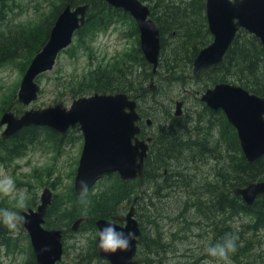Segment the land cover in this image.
Wrapping results in <instances>:
<instances>
[{"label": "rangeland", "instance_id": "1", "mask_svg": "<svg viewBox=\"0 0 264 264\" xmlns=\"http://www.w3.org/2000/svg\"><path fill=\"white\" fill-rule=\"evenodd\" d=\"M140 1L151 7L156 2L159 6H163L169 0ZM182 1L185 0H179V3ZM36 2L12 0V3H8L6 13L3 14L0 9V32L5 36H9L12 32V36H16L20 31L21 37L26 33L27 35L20 40H27L31 50L35 49L44 34L47 19L45 17L49 12L46 0H38L37 6L34 7ZM54 3L58 4V0H50L51 5ZM105 12L114 13L110 10ZM131 24L136 29L134 22L116 16L106 27L86 28L76 33L71 43L57 54L53 67L35 78L39 87L37 97L27 105H22L17 101L16 90L24 72L28 52L26 50L25 56L23 51H14L19 46L12 44L11 39L5 38L0 46V52L6 57V62L0 64V115L4 111H9L19 116L24 110L44 108L48 105L67 108L74 97L89 95L93 92L103 93L93 89L94 80L91 77L89 80V73L100 67H110L124 53H132L134 47L139 46L137 30L134 33ZM189 30H192L191 27ZM178 38L175 32L171 35H163L159 65L153 75L147 66L137 67L138 63H132L133 72L129 78L139 81L146 92L144 98L138 99L140 109L153 119L151 127H145L142 124V128L153 137L161 132L173 134L177 129L182 132L185 126L193 125L195 118L203 119L205 114V106L198 97L205 88L212 86L209 82L207 84L204 82L209 81L215 73L212 70H206L194 78L191 66H187L190 64L183 62L190 47L187 43L183 46L181 44L183 40L173 45L172 43ZM202 39L201 41L205 42L199 48L207 45L212 37L208 34ZM198 44L201 43L198 42ZM173 53H176L178 57L172 58ZM117 62H121L120 59ZM164 62L170 66L173 65L174 71H183H176L172 76H168L163 68ZM258 69L264 74V65H258ZM122 71L124 72L123 69ZM256 75V81L259 84L263 83L264 78L260 77L257 72ZM174 76L180 77V81H174L172 78ZM235 79V76L231 75L224 82L238 85ZM150 80L155 85L152 92L146 89ZM248 81L255 83L251 77ZM135 92H128V94L134 96ZM175 100L182 101L179 118L172 117ZM167 111L170 114L168 119L165 115ZM33 127L34 129L17 135L16 139L20 140L19 144H24L23 149L14 148L20 151L17 156H6V151H10L14 145L11 139H8L9 137L2 139L7 144V150L5 152L0 150V172L11 176L15 182L17 194L26 190V208L34 209L39 202L41 191L45 187L50 190L52 202L47 209L45 220V223L47 224L46 221H48L49 224H43V227L58 228L62 231V255L56 264H108L96 253L94 219L86 217L87 219L80 223L76 231L70 230L73 220L78 215H84L76 209L86 206L80 203V194L73 191V178L82 147V137L78 126H73L67 134L63 135V139L60 134L50 128ZM2 129L3 126H0V132ZM200 133L205 134L206 137V126L201 129ZM158 163L162 164L160 160ZM166 165L172 167L170 169L173 172L181 169L184 174L191 177L192 181L188 183V186H180L176 182L175 186L163 187L171 184L172 181L167 178L168 182L161 185L164 180L156 177L154 173H151L149 178H146L144 174L139 183L128 182L126 189L132 190V194L131 196L128 194L125 201L117 204L118 207L120 206L118 213H125L135 200L134 214L140 229L141 240L137 243L134 260L138 264H144V262L147 264H203V261L212 259L206 255L208 245L217 243L225 236L226 226L230 225L232 229L238 231L237 226L249 221L250 217L243 213L231 217L219 213L212 216L211 210L204 209V205H199V200L202 204H207L208 201H203L204 194H200L196 190L197 187L207 182L211 189L213 183L218 181L213 175L220 168L225 167L226 169L222 162L214 164L211 152L205 154L203 158L200 157L198 161H190L189 158L168 159ZM181 178L188 179L183 174ZM115 179L119 180L115 173L99 177L88 187L85 199H91L92 196L96 199L97 195L106 187L108 189ZM156 187H159V190L154 194ZM191 191L197 193L193 196ZM193 201V206L185 207V204H193ZM15 203L16 200L12 197L0 195V209L18 213L26 210V208L23 210L15 208ZM68 208L71 210L68 211ZM212 222L218 227H211ZM0 224L4 226L3 223ZM3 231L6 244H0V264H23L28 255L32 253L26 231L19 225L15 233L6 226L3 227ZM86 233L88 234L87 242L82 245L79 240ZM153 237L157 238L155 240L157 244L150 240ZM258 239L255 251L264 255V227L259 231ZM231 261L232 264H236L235 260Z\"/></svg>", "mask_w": 264, "mask_h": 264}, {"label": "water", "instance_id": "2", "mask_svg": "<svg viewBox=\"0 0 264 264\" xmlns=\"http://www.w3.org/2000/svg\"><path fill=\"white\" fill-rule=\"evenodd\" d=\"M103 1L128 13L134 20L142 58L151 65V72L154 73L160 47L159 29L149 18L148 7L139 0ZM87 6L84 3L71 8L66 4L56 15L46 41L33 55L20 79L16 99L22 105L35 100L38 91L35 77L50 70L57 53L70 44L73 32L84 24ZM204 10L207 31L212 39L193 57V75L222 61L238 29L254 35L264 49V0H204ZM148 87L150 90L154 88L152 83ZM199 100L209 109L223 113L234 128L242 155L249 165L264 155V97L250 93L239 85L217 82L205 88L200 93ZM181 105V100L175 101L174 116L181 114ZM135 109V99L124 92H94L73 98L68 108L48 105L24 110L20 116H14L9 111L3 112L0 125L5 127L0 137L13 135L30 125H44L64 133L77 124L83 138L73 178V191L78 193L81 191L82 179L87 181L89 187L100 176L113 172L123 181L141 177L149 138L144 141L137 137L139 115ZM147 123L150 121L147 120ZM232 193L239 196L246 205H250L258 195L264 193V181H252L244 186L234 187ZM50 199L51 192L45 187L36 208L20 212V215L28 219V223L21 227L29 237L35 264H55L61 259V230L42 227L43 215ZM83 220L82 217L75 219L70 229L76 230ZM108 223L114 224L118 231L125 234L133 232L135 238L128 251L106 254L98 251L96 234L97 256L108 264H138L134 255L140 230L133 218V208L129 207L125 214L96 219L94 225L97 233Z\"/></svg>", "mask_w": 264, "mask_h": 264}, {"label": "trees", "instance_id": "3", "mask_svg": "<svg viewBox=\"0 0 264 264\" xmlns=\"http://www.w3.org/2000/svg\"><path fill=\"white\" fill-rule=\"evenodd\" d=\"M31 1L38 2V0ZM46 1L49 5V12L45 17V19L47 18L45 31L34 50L30 49L27 40H20V38L27 35L26 33L21 37L20 31L16 36H12V32L9 36H5L0 32V46L4 43L5 38H7L11 39L12 44L15 46H19L15 48L14 51H23V54L26 56L27 50L28 55L25 58V66L45 41L48 29L52 24L54 17L58 13L60 6L63 4L65 5V3H70L71 5L81 3L88 4L84 26L77 32V34L86 28L95 29L106 27L112 18L116 16H120L129 22H133L127 13L107 6L102 0H58V4L54 3L52 5L50 4V0ZM37 2L34 4V7L37 6ZM8 3H12V0H0V9L3 14L8 10ZM106 10L113 11L114 13H106ZM149 16L159 27L160 49L163 46L161 42L163 35H171L172 32H175L179 38L178 40L175 39V42L172 44L175 45V43H179L180 40H183L181 43L183 46L187 43L190 48L187 50L188 53L186 52L183 62L191 65L192 58L197 53L198 49H200L199 46L204 45L205 41H201L203 40V36L208 35L204 17V0H185L180 3L179 0H169L168 3L166 2L163 6H159L158 2H156L149 7ZM189 27H191V31L189 30ZM132 28L135 33L136 29L133 26ZM198 42L201 44H198ZM171 55L174 59L178 57L176 53ZM258 55L260 56V61L264 62V50L260 47L258 40L252 35H245L243 31H239L224 55L222 62L216 66L204 69L200 74L204 73L206 70H212L213 73H215L209 81L204 82L205 84L208 82L213 84L219 81H226L227 77L234 75L238 85L250 93L264 96V82L259 84L256 81V72L260 77L264 78V74L260 73V70L256 65V58ZM119 59L121 62H117ZM2 62H6V57L0 52V64ZM133 62H136V64L138 63L137 67L147 66L151 71V66L146 64L142 58L140 49L137 46L134 47L132 53H124L122 57L116 59L110 67H100L93 72L91 71L92 73H89V80L90 77L94 80L93 89L108 93L120 91L134 93L138 90L135 92L136 95H134V97L138 96L139 98H144L146 92L143 89L145 88H143L141 83L135 80V78H129L130 74L133 72ZM260 65H264V63H261ZM172 66L173 65L170 66L166 64V62L163 64L165 74L168 76H172L173 72L183 71H174V67L172 69ZM198 76L199 75H194V78ZM249 77L253 78L255 83H250L248 81ZM172 78L174 81H180V77L174 76ZM204 110L205 114L203 119L201 117H198L197 119L195 118L193 125L191 127H188V125L185 126L182 132H179V129H177L173 134L170 132L163 134L161 132L158 136L154 137L153 141L157 151L155 153V159H158V161L160 160L162 164L166 163L168 159L173 158L179 160L189 158L190 161H198L200 157L203 158L205 154L211 152L214 164L219 162L224 163L226 166L225 174L223 175V168H220V170L213 175V177H217L218 181L213 183L211 189L209 187V195L203 192L205 197L203 200L208 201V203H199L200 200L198 203L201 206L204 205V209L211 210L210 214L212 216L215 213L226 215L227 217L239 213L248 215L250 220L237 226L239 227L238 231L232 229L230 225L226 226L225 231L227 233H232L238 236L236 242L237 250L235 253L231 254L230 259L235 260L236 264H264V255L258 254L255 251V244L259 241V231L264 227V193L259 195L251 205H245L237 196L232 195L231 192L233 187L243 186L249 182L264 179V156L249 165L241 153L234 128L226 121L222 112L219 110H209L206 107H204ZM166 114L168 115V119L170 116L168 111ZM171 120L173 119L171 118ZM190 122L191 121L189 120V123ZM167 124H170V122H167ZM204 126H206L207 129L206 137L205 134L200 133ZM31 129L32 128L25 129L22 133ZM11 141L14 146L10 148V151H6V142L2 139L0 140V150H3V152L6 151L7 157L20 154V151L14 148H24V144H19L20 140L11 138ZM150 164L153 165L154 161H151ZM181 174L187 176L188 179L181 178ZM141 180L142 177L135 179L134 181L139 183ZM169 180L172 181L171 186H175L176 182L179 183L180 186H188V183L192 181L191 177L188 174H184L181 169L174 171L170 175ZM128 182L129 181L115 179L108 189L106 187L103 192L97 195L96 199H93L92 196L91 199H87L88 203L85 207L76 209L77 212L84 214L83 216L78 215V217H87L95 220L99 217L106 218L118 213V208H120V206L118 207L117 204L125 201V199L128 198V194L130 196L132 194V190L126 189ZM196 193V191H191L193 196ZM191 205H194V201ZM70 210L71 209L68 208V211ZM46 222L49 224L48 221ZM47 224L45 223V225ZM210 226L218 227L214 222H212ZM3 227L4 226L0 224V244L5 245L6 237L3 234ZM156 239V237L150 238L151 241L157 244L155 241ZM140 240L141 238L138 237L137 243H140ZM23 264H35L32 253L28 255ZM144 264H147V262H144Z\"/></svg>", "mask_w": 264, "mask_h": 264}, {"label": "clouds", "instance_id": "4", "mask_svg": "<svg viewBox=\"0 0 264 264\" xmlns=\"http://www.w3.org/2000/svg\"><path fill=\"white\" fill-rule=\"evenodd\" d=\"M80 203L87 205L85 199L88 194V184L86 180L80 181ZM0 195L12 197L16 200L15 208H26V190L17 194L14 180L6 173L0 172ZM0 223H3L11 232L15 233L18 225L22 226L28 223V219L24 215H20L17 211L8 209H0ZM87 233L80 238V244H86ZM97 249L106 254H115L117 251L126 252L132 246V241L135 234L129 231L125 234L123 231H118L112 223L106 224L102 229L98 230ZM238 236L232 233H226L225 236L215 244H209L206 249V255L212 259L203 261V264H232L230 259L231 254L237 250Z\"/></svg>", "mask_w": 264, "mask_h": 264}, {"label": "flooded vegetation", "instance_id": "5", "mask_svg": "<svg viewBox=\"0 0 264 264\" xmlns=\"http://www.w3.org/2000/svg\"><path fill=\"white\" fill-rule=\"evenodd\" d=\"M256 65H260L261 64V61H260V56L258 55V57L256 58ZM147 64V63H146ZM148 65V64H147ZM152 70V69H151ZM151 82V80H150ZM217 83V82H215ZM215 83H213L212 85H214ZM257 95V94H255ZM257 96H260V95H257ZM260 97H264V96H260ZM138 99H140L138 96L136 97V110H137V113L139 115V120L137 121V124L139 126V133L137 135V137L139 139H142L144 141H146V138H149V141L146 142L147 143V151H146V155H145V158L143 159V166H142V178L144 176V174L146 175V178H149L151 176V173H154V175L156 177H159L161 179H163L164 181L161 182V185L162 184H165L168 182V179L170 178V174L171 172H173L172 167L166 165V163L164 164H159L158 163V159H155V153L157 152L156 149H155V143L153 141V136L151 134H149V132H146L143 130L142 128V124L145 126V127H151L152 124H153V119L152 117H150L148 114H144L143 111L140 109V104L138 103ZM175 103V102H174ZM203 103V102H202ZM204 104V103H203ZM204 106L206 107V105L204 104ZM182 107V105H181ZM207 109H209L208 107H206ZM211 110V109H209ZM217 111V110H215ZM166 114V113H165ZM170 115V114H169ZM181 116V114L179 116H174L173 115V112H172V117L174 118H179ZM166 117H168V115L166 114ZM147 120L150 121V123H147ZM67 134V133H66ZM151 161H154V164L151 165L150 162ZM223 170H226L225 167L223 168ZM168 178V179H167ZM163 187H171V184H167ZM202 188V189H201ZM159 190V187H156L154 189V194L155 192H158ZM197 191L201 194V193H205V194H209V185L207 182L205 183H202L200 185V187H197ZM135 203V200H133V203L132 205ZM189 204V203H188ZM185 204V207H191L192 205L191 204ZM37 205V204H36ZM35 205V207H36ZM32 209V208H31ZM45 223V222H44Z\"/></svg>", "mask_w": 264, "mask_h": 264}, {"label": "bare ground", "instance_id": "6", "mask_svg": "<svg viewBox=\"0 0 264 264\" xmlns=\"http://www.w3.org/2000/svg\"><path fill=\"white\" fill-rule=\"evenodd\" d=\"M66 5V4H65ZM69 5H70V7L71 8H74L75 6H77V4L76 5H71L70 3H69ZM237 31H245V30H243V29H238ZM246 32V31H245ZM149 66H151V65H149ZM151 69H152V67H151ZM14 116H17V115H14ZM20 116V115H19ZM67 132H64V133H59L60 134V136H61V139H63V135L64 134H66ZM169 147V146H168ZM169 149V148H168ZM170 150V149H169ZM175 152V151H174ZM223 154V153H222ZM219 164V163H218ZM226 172V171H225ZM225 173H223V175H224ZM217 178V177H216ZM172 185V184H171ZM184 186V185H183ZM202 189V188H201ZM197 190V189H196ZM78 193H80V192H78ZM189 193V192H188ZM204 201V200H203ZM51 202H52V197H51V199H50V203L48 204V207L51 205ZM200 203V202H199ZM158 204V203H157ZM189 205V204H188ZM196 205V204H195ZM48 207H47V209H48ZM210 207V206H209ZM195 208V207H194ZM211 208V207H210ZM47 209H46V211L44 212V215H43V224L45 225V220H46V213H47ZM100 218H103V217H100ZM99 219V218H98ZM21 227V226H20ZM137 227H139L138 225H137ZM78 229V228H77ZM95 229H96V227H95ZM71 230V229H70ZM71 231H76V230H71ZM96 234H97V229H96ZM62 255V254H61ZM101 259V258H100ZM105 261V260H104ZM58 262V261H57ZM56 264V263H55Z\"/></svg>", "mask_w": 264, "mask_h": 264}]
</instances>
